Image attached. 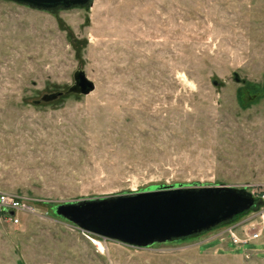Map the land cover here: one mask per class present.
I'll return each mask as SVG.
<instances>
[{"label":"rangeland","instance_id":"1","mask_svg":"<svg viewBox=\"0 0 264 264\" xmlns=\"http://www.w3.org/2000/svg\"><path fill=\"white\" fill-rule=\"evenodd\" d=\"M173 184L244 187L260 203L146 247L54 213ZM0 189L40 210L0 218V264H264V0H0Z\"/></svg>","mask_w":264,"mask_h":264},{"label":"water","instance_id":"2","mask_svg":"<svg viewBox=\"0 0 264 264\" xmlns=\"http://www.w3.org/2000/svg\"><path fill=\"white\" fill-rule=\"evenodd\" d=\"M13 1L48 9L88 4L90 0ZM76 82L83 94L94 87L82 71L77 73ZM259 203L244 187L151 185L139 191L58 203L54 213L89 233L146 247L205 233L257 208Z\"/></svg>","mask_w":264,"mask_h":264},{"label":"built area","instance_id":"3","mask_svg":"<svg viewBox=\"0 0 264 264\" xmlns=\"http://www.w3.org/2000/svg\"><path fill=\"white\" fill-rule=\"evenodd\" d=\"M39 213V208L33 203L14 193L0 189V218L4 221L16 225L20 222L21 215ZM249 234H251V236L248 238H257L259 236L257 231L251 232ZM247 240H244V242ZM241 241L242 240L238 238L234 239V242Z\"/></svg>","mask_w":264,"mask_h":264},{"label":"bare ground","instance_id":"4","mask_svg":"<svg viewBox=\"0 0 264 264\" xmlns=\"http://www.w3.org/2000/svg\"><path fill=\"white\" fill-rule=\"evenodd\" d=\"M99 246H101L100 242H96Z\"/></svg>","mask_w":264,"mask_h":264},{"label":"trees","instance_id":"5","mask_svg":"<svg viewBox=\"0 0 264 264\" xmlns=\"http://www.w3.org/2000/svg\"><path fill=\"white\" fill-rule=\"evenodd\" d=\"M240 217V216H239Z\"/></svg>","mask_w":264,"mask_h":264}]
</instances>
